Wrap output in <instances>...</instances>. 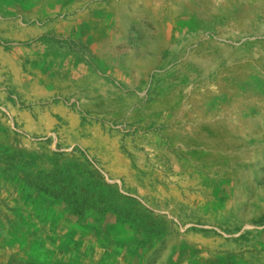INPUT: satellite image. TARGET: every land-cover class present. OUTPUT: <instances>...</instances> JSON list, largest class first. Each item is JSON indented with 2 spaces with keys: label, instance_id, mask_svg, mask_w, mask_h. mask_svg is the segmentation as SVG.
<instances>
[{
  "label": "rangeland",
  "instance_id": "1",
  "mask_svg": "<svg viewBox=\"0 0 264 264\" xmlns=\"http://www.w3.org/2000/svg\"><path fill=\"white\" fill-rule=\"evenodd\" d=\"M0 172V264H264V0H0Z\"/></svg>",
  "mask_w": 264,
  "mask_h": 264
},
{
  "label": "crops",
  "instance_id": "2",
  "mask_svg": "<svg viewBox=\"0 0 264 264\" xmlns=\"http://www.w3.org/2000/svg\"><path fill=\"white\" fill-rule=\"evenodd\" d=\"M1 58L3 61V66H5V69L7 68V72L10 73L11 68L9 66V62L12 61V57L8 53L3 52ZM8 107H9V105H8ZM3 172L4 171H2V173ZM0 174H1V172H0Z\"/></svg>",
  "mask_w": 264,
  "mask_h": 264
},
{
  "label": "bare ground",
  "instance_id": "3",
  "mask_svg": "<svg viewBox=\"0 0 264 264\" xmlns=\"http://www.w3.org/2000/svg\"><path fill=\"white\" fill-rule=\"evenodd\" d=\"M25 2V1H24ZM110 43V42H109ZM106 56V55H105ZM25 69V68H24ZM67 206V205H66ZM71 210V209H70ZM62 220V219H61ZM102 227V226H101ZM131 229V228H130ZM96 232V231H95ZM138 236V235H137ZM138 239H139V237H138ZM137 250V249H136Z\"/></svg>",
  "mask_w": 264,
  "mask_h": 264
}]
</instances>
